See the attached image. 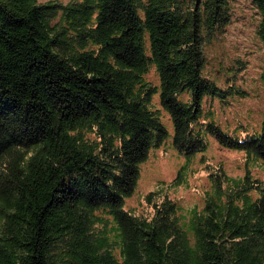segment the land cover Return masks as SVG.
Returning a JSON list of instances; mask_svg holds the SVG:
<instances>
[{"label":"trees","instance_id":"16d2710c","mask_svg":"<svg viewBox=\"0 0 264 264\" xmlns=\"http://www.w3.org/2000/svg\"><path fill=\"white\" fill-rule=\"evenodd\" d=\"M230 19L229 0H0V264H264V179L248 168L264 167V111L228 130L204 106L246 93L204 73ZM208 136L247 168L200 160L210 188L184 216L169 187ZM167 138L187 162L125 207Z\"/></svg>","mask_w":264,"mask_h":264},{"label":"rangeland","instance_id":"374dc122","mask_svg":"<svg viewBox=\"0 0 264 264\" xmlns=\"http://www.w3.org/2000/svg\"><path fill=\"white\" fill-rule=\"evenodd\" d=\"M56 1L66 3L71 0ZM229 13L230 21L216 30L205 45L204 73L222 87L235 78L234 82L246 93L243 96H229L225 102L207 97L204 106L213 108L214 119L221 127L231 130L241 123L246 124L251 131L258 127L264 111V86L260 79L264 44L257 35L260 16L253 0H229ZM237 65H240V69L233 77L235 73H232ZM148 77L157 82L153 68H150ZM154 101L158 106L157 97ZM161 114L162 122L172 133L173 126L167 113L162 110ZM208 139L206 151L189 159L185 180L169 187V194L177 201L181 215L188 216L192 207L202 206L204 191L210 188L207 172L200 160L204 159L213 165L221 162L231 175L242 174L246 167L242 151L223 148L211 136ZM185 162L187 160L175 150L170 138L158 148L152 149L140 165L139 178L131 195L125 200V207L142 210L144 194L158 185H168L176 176L180 165ZM248 168L255 176L264 179V167L261 163L251 164L249 161Z\"/></svg>","mask_w":264,"mask_h":264}]
</instances>
